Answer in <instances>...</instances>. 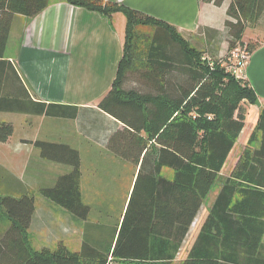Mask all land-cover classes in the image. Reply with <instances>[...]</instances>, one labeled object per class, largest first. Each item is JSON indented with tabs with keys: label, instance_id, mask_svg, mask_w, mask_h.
<instances>
[{
	"label": "trees",
	"instance_id": "obj_1",
	"mask_svg": "<svg viewBox=\"0 0 264 264\" xmlns=\"http://www.w3.org/2000/svg\"><path fill=\"white\" fill-rule=\"evenodd\" d=\"M50 1L2 0L0 10L8 17L20 14L33 18ZM64 1L107 17L117 12L125 15L124 55L116 79L98 107L124 124L125 128L117 131L111 141L126 139L122 154L133 163L138 164L151 141L160 146L158 155L152 157L157 158V182L144 184L141 191L137 182L123 220L102 252L85 245L81 251H72L62 242L55 249L29 248L25 236L35 211V193L17 197L0 191V207L10 220V229L0 234V264H106L110 257L118 264H170L205 198L221 179L220 172L245 129L244 104H257L256 92L246 78L235 77L229 58L241 45L246 27L261 18L264 0L230 2L225 22L228 52L224 57L207 56L175 27L125 6L104 0ZM201 1L220 7L226 0ZM258 46L251 41L244 50L251 57ZM12 71L11 79L21 82L16 70ZM5 78L0 75V112L63 115L52 112L58 105L33 101L24 86V98L3 93ZM13 132L12 124L0 122V143L7 142ZM249 141L231 175L246 184L224 180L200 239L182 264H264V109ZM30 143L42 157L71 167L69 173L59 176L53 186L41 189L39 194L86 220L90 207L82 200L79 151L67 144L39 140ZM163 166L175 171L173 182L158 176ZM236 224L258 233L227 234ZM151 236L162 241L152 245L158 250L149 249ZM166 236L173 238L170 244Z\"/></svg>",
	"mask_w": 264,
	"mask_h": 264
},
{
	"label": "crops",
	"instance_id": "obj_2",
	"mask_svg": "<svg viewBox=\"0 0 264 264\" xmlns=\"http://www.w3.org/2000/svg\"><path fill=\"white\" fill-rule=\"evenodd\" d=\"M104 1L164 21L189 36L191 42L199 38L196 43L213 50L226 33L227 10L232 0H226L220 7L201 0ZM125 28L126 17L121 12L107 17L64 0H51L33 18L20 14L8 17L0 10V52H4L0 56V75L6 77L1 88L3 93L24 98V86L33 101L58 105L52 112L63 113L49 116L0 112V122L10 123L14 128L7 142L0 143V191L17 197L25 192L35 193V211L25 236L28 247L33 250L55 249L61 242L72 251H81L84 245L100 252L106 250L113 230L123 220L137 182H140V191L144 184L157 182V158L152 157L158 155L160 146L151 141L138 164L133 163L122 154L126 139L111 141L117 131L125 128L124 124L98 107L116 79L124 55ZM249 28L250 37L245 40ZM251 41L259 46L249 58L245 78L257 94V104L244 105L245 129L220 172L221 179L214 183L170 264H182L197 244L224 180L231 178L234 184H246L231 175L264 109V13L257 24L245 29L242 42ZM12 69L21 82L11 79ZM37 140L67 144L79 151L82 200L90 207L86 220L78 219L39 194L41 189L53 186L59 176L69 173L71 167L42 157L40 150L30 143ZM175 175L172 168L163 166L158 176L173 182ZM117 207L119 213L115 214ZM9 222L0 207V234L10 229ZM256 233L238 224L227 230L233 236ZM156 237L148 240L150 250H158L152 245L162 242ZM172 239L166 236V243L170 244ZM204 242L205 239L202 246Z\"/></svg>",
	"mask_w": 264,
	"mask_h": 264
},
{
	"label": "rangeland",
	"instance_id": "obj_3",
	"mask_svg": "<svg viewBox=\"0 0 264 264\" xmlns=\"http://www.w3.org/2000/svg\"><path fill=\"white\" fill-rule=\"evenodd\" d=\"M250 27H252V26H250ZM126 29V28H125ZM145 30H147V29H143V31H145ZM125 32V31H124ZM146 32V31H145ZM250 33H251V28H249V30L246 32V34H245V40H247L249 37H250ZM183 36L184 37H186V38H188L189 36H186V35H184L183 34ZM188 40L190 41V39L188 38ZM227 40H228V36H227V34L225 33V34H223L222 35V38H220L219 39V41H220V43L218 44V45H216V46H213L214 48H213V50H212V48H210V49H207V48H202L200 45L201 44H198V43H196V41L197 42H199V38H197V39H194L193 41H195V42H191V43H195L196 45H198L197 46V48H199V49H201L202 51H205L206 53H208L207 54V56H211V55H214V56H216V54H218V56H216V57H224L226 54H227V52H228V42H227ZM125 41H126V37L124 36V46H125ZM247 44V43H246ZM245 43H241V45H239V47H241L242 49H244V46L246 45ZM225 45V46H224ZM245 105V107H248L249 105L248 104H244ZM253 106V105H252ZM250 107V106H249ZM251 121V120H250ZM251 123V122H250ZM249 142L250 141H248V143H247V145H249ZM256 144H252V146H255ZM238 147L240 148L241 147V142L239 143V145H238ZM119 211V209H118V207L115 209V214H117V213H119L118 212ZM116 264H118L117 262H116Z\"/></svg>",
	"mask_w": 264,
	"mask_h": 264
},
{
	"label": "built area",
	"instance_id": "obj_4",
	"mask_svg": "<svg viewBox=\"0 0 264 264\" xmlns=\"http://www.w3.org/2000/svg\"><path fill=\"white\" fill-rule=\"evenodd\" d=\"M249 58L250 56L239 46L231 52L229 66L237 79L245 78V68L248 64ZM106 264H116V261L110 257Z\"/></svg>",
	"mask_w": 264,
	"mask_h": 264
}]
</instances>
